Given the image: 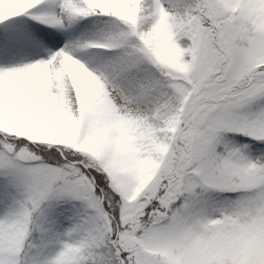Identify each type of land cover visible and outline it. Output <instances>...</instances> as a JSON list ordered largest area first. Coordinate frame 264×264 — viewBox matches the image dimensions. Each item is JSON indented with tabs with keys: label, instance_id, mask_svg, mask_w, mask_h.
Segmentation results:
<instances>
[{
	"label": "snow or ice",
	"instance_id": "obj_1",
	"mask_svg": "<svg viewBox=\"0 0 264 264\" xmlns=\"http://www.w3.org/2000/svg\"><path fill=\"white\" fill-rule=\"evenodd\" d=\"M0 264H264V0H0Z\"/></svg>",
	"mask_w": 264,
	"mask_h": 264
}]
</instances>
